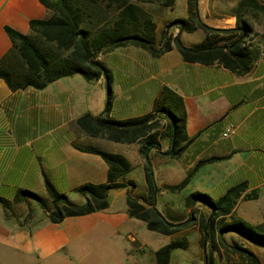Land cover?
Wrapping results in <instances>:
<instances>
[{
    "label": "crops",
    "instance_id": "1",
    "mask_svg": "<svg viewBox=\"0 0 264 264\" xmlns=\"http://www.w3.org/2000/svg\"><path fill=\"white\" fill-rule=\"evenodd\" d=\"M212 1H198L201 19L212 26L232 27L235 15L225 8L216 11ZM237 1L231 0L229 9ZM52 13L40 0H0V62L13 47L6 25L21 33H33L30 20L48 18ZM150 17L155 23L154 44L158 46L161 30L175 17L164 13ZM254 28L264 33V25ZM177 31L176 26L168 29L172 36ZM255 39L259 52L244 74L217 63L185 61L175 46L153 56L139 46L127 44L96 56L111 74L109 117L126 119L151 112L164 85L183 101L189 143L175 157L151 149L158 190L152 196L147 186H143L144 193L136 187L133 190L144 205L154 204L168 219L194 215L185 204V197L194 190L216 199L229 187L246 182L245 192L254 189L257 196L238 197L232 214L239 217L242 216L237 214V206L241 201L264 200V36ZM9 57L5 65L19 61L17 54ZM105 100L103 75L88 79L81 73H72L43 88H11L0 77V196L13 200L18 188H27L49 204L45 174L57 191L66 193L72 201L83 202L85 197L75 188L87 182H105L108 164L99 154L81 150L77 145L123 154L131 165L124 178L133 181L129 172L137 160L145 179L139 139L123 142L101 134L91 135L77 124V118L84 113L100 114ZM168 121L161 115L159 124L152 129L158 131L161 149L169 145L165 134ZM211 155L225 157L201 165L181 189L165 188L179 183L197 160ZM126 194V187L111 188L104 209L67 215L59 222L49 221L44 209L30 197L13 204L21 209L17 217L6 216L0 204V264H156L155 250L174 239H185L187 246L183 249L192 248L194 257L184 259V254L173 249L169 264L204 263L197 223L171 234L151 230L145 221L129 215ZM195 207L196 216L210 213L205 204L197 202ZM28 211H32L31 219L36 217L35 221H24ZM261 216L254 224L264 221V211ZM35 223L41 224L33 227ZM228 234L234 240L240 238L229 231L224 234L226 239ZM237 241L258 256L250 242ZM215 264H219L218 257Z\"/></svg>",
    "mask_w": 264,
    "mask_h": 264
},
{
    "label": "trees",
    "instance_id": "2",
    "mask_svg": "<svg viewBox=\"0 0 264 264\" xmlns=\"http://www.w3.org/2000/svg\"><path fill=\"white\" fill-rule=\"evenodd\" d=\"M40 1L53 13L48 18L30 20L33 33H21L7 25L4 27L12 40L13 47L0 62V77L11 88H43L49 82L72 73H81L88 79L103 75L106 86L103 111L97 115L84 113L77 118V124L91 135L101 134L123 142L139 139V151L145 159V180L151 196L158 188L149 151L154 148L160 155L175 157L180 155L191 139L185 131L183 101L178 93L164 85L151 112L126 119L109 117L108 112L112 105L111 74L108 68L96 59L97 54L117 46L133 44L149 51L153 56H159L175 46L185 61L217 63L238 74H244L250 69L259 52L257 45L254 44L255 37L264 36L263 32L255 30L253 23L245 16V12L249 9L264 13V2L259 0H238L234 6L235 24L232 27H216L207 24L199 15L198 0H187L186 17H175L164 25L158 46L154 44L155 23L143 10V3H158L172 8L174 0ZM99 9H105L106 14L101 16ZM84 20L98 26L95 32L92 27L83 23ZM171 26L178 27L174 36L168 33ZM197 28L204 31V39L190 45L184 44L180 39L181 32ZM34 34L53 42L54 50L36 43L33 39ZM13 54L18 55L19 61L5 65L6 60L10 58L9 55ZM161 115L169 119L165 130L169 138L166 149H161L157 138L158 131L152 130L159 124ZM77 147L97 153L107 162L108 171L105 182H87L77 186L75 191L83 195L85 199L83 202H75L69 199L66 193L57 191L44 174V186L51 202L48 204L43 196L33 190L18 188L13 200L0 196V204L5 215L15 217L21 215L14 210L13 204L30 197L44 209L49 221L59 222L67 215H80L104 209L108 205V190L126 187L129 215L145 221L147 228L171 234L190 223H197L201 231L200 244L204 251L203 264H215L216 257L219 259V264H230L234 256L239 257L235 264H261L259 257L251 249L240 245L233 238L228 241L224 236L226 232L234 231L254 244L264 246L263 222L253 224L232 214L240 195L243 194V197L247 199L257 196V191L254 189L245 192L246 182L229 187L216 199L200 190L190 192L185 197V204L191 207L193 213L197 212L196 207L194 208L195 203L207 205L210 209L208 216L171 220L166 218L154 204L144 205L139 196L133 193L135 182L124 178V174L131 165L123 154L94 146L77 145ZM224 157L211 155L200 158L183 180L177 184L166 185L165 188L172 191L181 189L201 165ZM31 215L32 211H28L24 221L31 220ZM228 215L229 219L226 218ZM40 224L35 223L33 227ZM186 246L185 239H174L161 245L154 253L156 264H169L171 251ZM222 248L226 249L228 254L226 260L223 259Z\"/></svg>",
    "mask_w": 264,
    "mask_h": 264
},
{
    "label": "rangeland",
    "instance_id": "3",
    "mask_svg": "<svg viewBox=\"0 0 264 264\" xmlns=\"http://www.w3.org/2000/svg\"><path fill=\"white\" fill-rule=\"evenodd\" d=\"M199 1V0H198ZM231 0H214L212 1V4H214L216 11L219 9H226L227 11H229L228 13H233L234 8L229 9V3ZM259 2H264V0H259ZM143 10L148 13L149 15H157L160 16L162 13L168 15V16H173V17H184L187 15V0H174L173 3V7H167V6H163L160 4H152L150 5L149 3H143ZM144 12V13H145ZM99 13L101 14V16L105 15V9H99ZM245 16L247 18L250 19V21L253 23L254 27L257 28H262L264 25V13L260 12L258 10H252L249 9L247 12H245ZM84 24L92 27L93 32H95V30L97 29L95 26V24L90 23L89 21L87 22V20H84L83 22ZM169 34L172 35V33L170 32ZM33 39L36 41V43L40 44L41 46H44L46 48L51 49L52 51L55 48V44L51 41H46L42 38V36L38 35V34H34L33 35ZM181 41L187 45L193 44V43H197L201 40L204 39V31L200 28H197L195 30L192 31H183L182 35L180 36ZM134 166L133 168L130 170L129 174L132 175V177H134L135 179V187L137 188V191L140 193H144V189L147 186L146 184V180L143 177L142 174V170H141V166L138 165L137 160H134ZM152 164V163H151ZM153 167V165H152ZM145 186V187H143ZM264 200L262 198L260 199H251V200H245V201H241L238 206H237V214L241 215L244 219H246L247 221L251 222V223H255L256 220H259L262 216V212L264 211ZM162 209V208H161ZM14 210L17 212H20L21 209H18L16 206L14 207ZM193 216V217H192ZM194 216H196V213H194V215H191L190 218L193 219ZM188 218V217H187ZM36 217L33 219H31L30 221H35ZM263 227H264V221H263ZM234 234H236V236L240 237V238H236L238 239H243L246 240L247 242H250L252 244V246H254L255 249H257V254L260 257V261L261 264H264V246H260V245H256L253 242H251L248 238H246L245 236L241 235L240 233L234 232V231H230ZM230 235L228 234V241H230ZM236 240V241H237ZM176 252H181L183 255L184 259H192L194 257L193 255V249H183V248H177L175 249ZM222 252H223V259H227L228 254H226V249L222 248ZM233 261H231L230 264H235V262L237 261L236 259H239V257L234 256Z\"/></svg>",
    "mask_w": 264,
    "mask_h": 264
}]
</instances>
